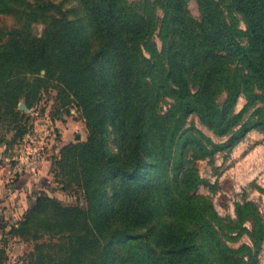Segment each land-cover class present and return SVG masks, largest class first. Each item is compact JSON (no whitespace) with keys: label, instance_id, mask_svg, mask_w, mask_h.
<instances>
[{"label":"trees","instance_id":"1","mask_svg":"<svg viewBox=\"0 0 264 264\" xmlns=\"http://www.w3.org/2000/svg\"><path fill=\"white\" fill-rule=\"evenodd\" d=\"M81 1L90 48L52 2L35 3L21 28L0 35L8 36L0 44V121L13 139L27 131L20 101L33 108L51 87L87 131L53 164L56 174L71 175L84 206L40 194L6 233L29 229L31 216L42 214L46 232L79 233L69 253L75 264H257L264 224L256 208L237 205L236 223L225 222L195 193L202 182L195 163L229 151L252 129L264 136V0H195L197 19L189 0ZM50 12L56 16L41 35L29 36L32 18ZM156 30L160 49L151 42ZM241 95L246 103L235 113ZM191 115L225 140L213 142ZM246 219L251 245L234 249L222 232L237 239Z\"/></svg>","mask_w":264,"mask_h":264},{"label":"rangeland","instance_id":"2","mask_svg":"<svg viewBox=\"0 0 264 264\" xmlns=\"http://www.w3.org/2000/svg\"><path fill=\"white\" fill-rule=\"evenodd\" d=\"M39 1L58 5L77 28V40L84 46L92 47L88 10L81 0H0V35L12 28H21L27 13ZM127 1L129 4H135L139 0ZM187 8L190 15L197 19L199 13L196 1L189 0ZM55 16L51 12L34 16L28 35L40 36L44 27ZM155 16L162 17L158 7L155 8ZM239 27L245 30L242 22L239 23ZM157 33L158 30L151 36V42L160 49L161 42ZM7 39V35L1 36L0 44ZM144 54L148 57L146 51ZM43 73L40 72L41 75ZM224 95L221 93L216 98L217 103L223 101ZM56 96V90L52 87L48 88L41 93L38 105L23 111L27 114V131L21 137L13 139L12 129L8 128L6 120L0 121V187L2 189L5 187V194L8 192L11 196V199L8 195L4 196L0 202V235L2 236L0 264H75L69 258V253L72 245L76 246L74 243L79 233L46 232L43 225L38 222L43 221L46 215H32L29 220L30 228L23 232L19 231L16 235L6 233L9 224L16 220L13 225L17 226L18 222L23 220L24 211L33 205L35 198L40 194L57 197L60 205L63 206H84L82 192L74 182L70 181L71 175L67 172L69 177L56 174L57 169H53V164L59 158V150L62 146L86 139V127L73 108L63 109L57 105ZM171 101L167 98L161 104V110L165 111ZM245 103L246 100L241 95L237 100L235 113H239ZM188 122L194 123L215 143L225 140L216 137L194 115L189 117ZM31 150L40 153L42 163L37 170L23 174L40 176L36 184L26 188L24 182L20 180L21 175L12 176L10 171L16 161ZM195 164L202 180L195 193L209 198L220 218L235 224L236 207L246 202L253 204L264 224V136L260 131L250 130L229 151L217 152L211 159L197 160ZM241 227L245 230H241L235 240L229 237L236 236L237 232H228L226 229L222 232L223 239L226 237L225 241L234 249L241 244L251 245V220L246 219ZM5 233L6 236H3ZM256 255L257 264H264V236Z\"/></svg>","mask_w":264,"mask_h":264},{"label":"built area","instance_id":"3","mask_svg":"<svg viewBox=\"0 0 264 264\" xmlns=\"http://www.w3.org/2000/svg\"><path fill=\"white\" fill-rule=\"evenodd\" d=\"M42 163V157L36 150L29 151L13 165L10 173L12 176L23 175L28 171H35Z\"/></svg>","mask_w":264,"mask_h":264},{"label":"crops","instance_id":"4","mask_svg":"<svg viewBox=\"0 0 264 264\" xmlns=\"http://www.w3.org/2000/svg\"><path fill=\"white\" fill-rule=\"evenodd\" d=\"M21 178H20V180H22L24 183V185H26V188H29V186L31 187V185L32 184H36L37 183V181L39 180V178H40V176L38 177L37 175H35V174H27V175H21L20 176ZM19 185V184H18ZM21 185H22V183H21ZM20 186V185H19ZM18 186V187H19ZM25 188V189H26ZM2 188L0 187V195H1V198H0V202L2 201V198L4 197V196H6V195H8V198L9 199H11V196L9 195V193L8 192H6V194H5V190H6V188L4 187V189H2ZM18 192V191H17ZM8 199V200H9ZM4 200H6V198L4 199ZM5 205V204H4Z\"/></svg>","mask_w":264,"mask_h":264},{"label":"water","instance_id":"5","mask_svg":"<svg viewBox=\"0 0 264 264\" xmlns=\"http://www.w3.org/2000/svg\"><path fill=\"white\" fill-rule=\"evenodd\" d=\"M18 109L21 111H24L27 109L23 100L20 101V103L18 105Z\"/></svg>","mask_w":264,"mask_h":264}]
</instances>
